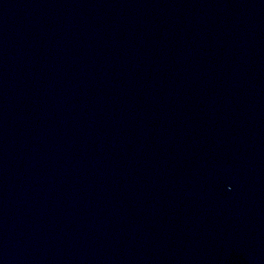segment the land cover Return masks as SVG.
Segmentation results:
<instances>
[{
  "label": "water",
  "instance_id": "water-1",
  "mask_svg": "<svg viewBox=\"0 0 264 264\" xmlns=\"http://www.w3.org/2000/svg\"><path fill=\"white\" fill-rule=\"evenodd\" d=\"M0 264H264V0H0Z\"/></svg>",
  "mask_w": 264,
  "mask_h": 264
}]
</instances>
